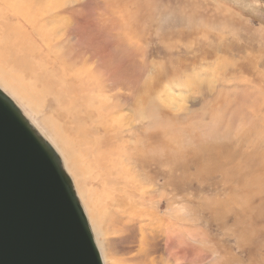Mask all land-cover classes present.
<instances>
[{
	"label": "bare ground",
	"instance_id": "obj_1",
	"mask_svg": "<svg viewBox=\"0 0 264 264\" xmlns=\"http://www.w3.org/2000/svg\"><path fill=\"white\" fill-rule=\"evenodd\" d=\"M64 1L66 0H40L33 4L30 0H0V3L6 4L14 11L11 12V17L7 14L6 19L14 21L15 17L21 20L17 22L16 28L3 23L0 27V83L18 98L27 119L38 133L44 138L47 137L52 144L47 141L57 149L55 150L58 151L66 172L74 179L72 182L74 187H77L76 193L82 206H85L92 228L98 234L95 239L99 242V237H103V223L101 211L93 204L96 201L89 187V167L92 166L111 177H108L111 186L119 188L123 185L120 189L123 201L119 206L126 215L134 217L133 221L128 220L127 225L132 222L135 224L136 219L137 224L143 223L140 226L143 254L139 259L143 264L148 263V258H145L151 256L153 246L163 245L161 236L165 235L164 232L173 234L175 242L180 239L177 249L173 248L172 251H180L178 254H183L189 250V244L194 242L200 252L199 264H211L212 261L207 262L205 257L212 258L213 246L208 245L209 241L202 229H199L196 238L191 237V241L183 239L184 236L179 233H184V230L190 233V228L195 226L200 228L199 213L207 215L224 235L234 242L235 248L226 249L223 264H264V62H220L222 68L218 66L220 71L217 72L215 66V73L211 78L214 82L211 83L205 82L195 71H178L182 69L181 64L173 65L178 70L172 75H184L187 92L185 95L179 94L183 106L174 112L162 109L163 106L157 103L154 100L156 96H153V134L149 136L150 140L153 139V171H157L158 164H166L164 169L169 174V180L166 181L168 185H179V180L186 186L195 184L201 190L196 200L198 209L185 212L183 208L179 210L174 207L169 210L170 213L164 215L160 211L161 200L154 197L153 189L150 190L151 193L153 191V204L150 207L153 210H142L144 214H153V218L143 220L144 215L140 212L129 214L127 210L128 203H131V197L127 195L129 186L144 196L146 193L143 192L138 178L143 176L144 172H139V176L134 175L135 169L138 168L132 171L134 165H129L132 160H129L125 153L123 141L124 136L136 134L137 126L132 122L137 121L138 117L143 119L148 115L146 110L140 109V102H136L131 108L133 115H122L121 111L124 109L109 107L103 91H93L90 88L96 86L102 90L103 86H106L105 81H109L113 87L122 84L119 78L121 66H114V77L110 78L105 73L106 45L98 42L93 46L92 31L87 25V28L78 31L75 29L76 35L72 34V37L83 49L78 56L72 58L71 63L63 62L64 76L60 82L58 80L50 84L52 89L44 90V94L40 91L41 87L33 93L23 78L11 76L1 66L4 57H9L10 60L14 58L20 68L30 72L31 79L38 84L42 83L41 77L38 76L40 68L37 61L44 71L48 70L47 65H52V62L36 47L33 39H40L48 51L56 52L54 41L62 25L66 24H62L58 12L53 11ZM136 6L141 9V6ZM9 26L10 28H7ZM9 36L15 38L9 39ZM91 61H98L102 65L99 75ZM65 69L71 73L67 74ZM160 70L163 73L164 68ZM50 72L56 75L59 71L54 69ZM159 80L158 78L153 83V93ZM67 83L71 84L69 91L65 87ZM58 86L65 94V97L58 94L60 102H68L67 110L70 113L76 111V117L72 120L78 125L79 132H72V138L61 131L54 117L44 114V107L48 106L50 96L54 94L53 89ZM132 89L134 95L135 86ZM97 93L100 94L96 95ZM148 100L150 101V98ZM167 104L169 105L168 102ZM202 105V111L196 113L197 108ZM88 124L91 126L90 133L84 129ZM76 145H81V150H77ZM86 163H89V166ZM174 170L179 172L176 177H172ZM114 175L117 177H113ZM149 184H153V188L159 191L155 182ZM85 185L89 188H85ZM146 187L150 189V185ZM144 203L142 202V205ZM184 213L189 220H186ZM105 216L107 217L106 214ZM108 223H114L113 217L110 216ZM119 226H115L116 229ZM102 241L104 242V239ZM229 249L238 250L239 254L231 253ZM190 264L197 262L191 260Z\"/></svg>",
	"mask_w": 264,
	"mask_h": 264
},
{
	"label": "rangeland",
	"instance_id": "obj_2",
	"mask_svg": "<svg viewBox=\"0 0 264 264\" xmlns=\"http://www.w3.org/2000/svg\"><path fill=\"white\" fill-rule=\"evenodd\" d=\"M39 1L30 0L33 4ZM136 5L141 6V9H137ZM11 12L14 11L10 7L0 3V27L3 23L16 28L17 22L21 20L15 17L14 21L13 19H6L7 14L12 16ZM53 12H58L60 21H63L61 23L66 24L62 25L57 34V39L54 41L56 52L48 51L40 39H33L36 47L42 50L43 54L52 62V65H47L48 70L43 67L45 72L37 61L38 68H40L38 76L41 77L42 83L38 84L34 79H31L29 77L30 72L20 68L15 63L14 58L10 60L9 57H4V60H1V66L11 76L23 78L33 93L41 87L40 91H43L42 94H44V90H50V84L55 81L58 82V80L61 81V77L64 76L62 73L65 68L64 63H71L72 58L78 56L83 49L72 37V34L76 35L75 29L78 31V29L88 26V29L92 31L93 46L97 45L98 42H103L106 45V75L110 78L111 76L114 77V66H121L119 78H121L122 83L120 86L113 87L109 81H105L106 86H103L102 90L100 87L97 89L96 86L90 88L93 91H103L109 107L124 109L123 112L119 110L122 115H133L130 110L136 102H140L142 106L140 109L146 110L148 115L143 119L138 117L137 121L140 122H132L137 126L136 134L124 136L123 141L125 153L129 156V160H132L129 161V165H134L133 169L131 168L132 171L136 167L138 170L141 169V171L135 169L137 173L133 171L134 175L139 176V172H141L140 174L144 172L143 176L140 175L138 178H140V186L144 189L143 192L146 193L144 196L142 193L133 191V187H128L127 195L129 194L128 196L131 197V203H128L127 207L129 214L140 212L144 215L143 220L153 218V214L142 212L146 209L147 211L153 210L150 209L153 204V191L151 193L150 190L153 189L154 197L161 200L160 211L164 215L174 207L179 210L183 208L185 212L198 209L196 200L201 190L195 184L186 186L179 180V185L170 183L168 185L166 181L169 180V174L165 172L166 164H158L157 171H153V139H149V136L153 134V96H156L154 100L160 103L163 106L162 109L167 112H174L183 106V100L179 94L185 95L187 87L184 83L183 74L172 75L175 70H178L177 67L173 66L176 64L182 65V69L178 71H195L205 82L211 83L214 82L211 78L215 73V66H217V72L220 71L218 66L222 68L220 62H230V60L238 63L264 62V0H66L62 5H57ZM13 38L15 37L9 36V39ZM79 61L81 62L80 59ZM40 63L42 65V61ZM91 65L96 68L99 75L103 68L102 65L98 61H91ZM162 67L164 68L163 73L160 70ZM54 69L58 70L60 74L58 72L56 75H52L50 71ZM157 69H159V73ZM65 71L67 74L71 73L70 70L65 69ZM158 78L160 80L158 85H155L153 93V83ZM133 86H135L136 92L134 95H132ZM65 87L69 91L71 84L67 83ZM0 89H4L6 91L3 90L4 93L16 105L18 104L17 106L23 112L20 101L12 91L5 89L1 83ZM61 89L59 86L53 89L54 94L50 96L48 106L44 107V114L54 117L53 119L57 121L61 131L72 138V132L77 134L79 132L78 125L72 120L76 117V111L70 113L67 110L68 102H60L58 94L65 97ZM103 98L105 97L103 96ZM202 108L203 105L198 107L196 113H200ZM128 112L129 114H127ZM25 116L27 117L26 114ZM148 118L150 119L148 120ZM38 122L41 123L39 119ZM42 127L44 126L42 125ZM46 127L50 126L46 125ZM84 129L90 133L91 126L88 124V126H84ZM47 130L50 129L47 128ZM48 136L50 137V135ZM45 139L49 140L47 137ZM80 147L81 145H76L77 150H81ZM86 164L89 166V163ZM89 171V187L96 201L93 204L98 206L102 212L100 214L104 224H102L103 229H101L103 230V237H99V242L96 239L99 250L102 252L104 264H143L142 260H139L143 254H141L143 247L140 232V226L143 223L137 224L135 217V224L132 222L127 225V222L133 221L134 217L131 218V216L126 215L119 206L122 205L121 202L123 201L120 194L123 185H120L119 188L111 186L112 184L108 182L109 176L105 172L101 173L94 166L89 167ZM176 173L179 172L174 170L172 177H176ZM69 175L71 176L70 173ZM113 177H117V175ZM146 177L148 178L147 182ZM71 179H73L72 176ZM153 182L159 187V191L153 188V184H149ZM147 184L150 185V189L146 187ZM89 187L85 185V188L88 189ZM115 199L116 201H114ZM102 201L104 202L102 203ZM142 202L145 203L142 205ZM83 208H85L84 204ZM184 214L186 220H189L186 213ZM110 216L114 219L113 224L108 223ZM198 217L200 218V228L195 226L190 228V233H186L185 230L184 233H179L184 236L183 239L191 241V237L196 238L199 229H202L209 241L208 245L213 246L212 258L205 257L207 262L223 264L226 249L235 248L233 240L227 238L207 215L204 214L203 216L199 213ZM115 226L119 227L116 229ZM93 232L96 237L97 232L94 230ZM164 234L161 236V239L164 240V243L163 241L161 243L163 245L153 246L151 256L145 258H148L146 264H176L177 262L190 264L191 260H196L199 264L200 252L194 242L189 244V250L183 254H178L180 251H172V249H177L180 239L175 242L173 234L167 232ZM229 252L239 254L238 250L229 249ZM243 260H246L245 255H243Z\"/></svg>",
	"mask_w": 264,
	"mask_h": 264
},
{
	"label": "water",
	"instance_id": "obj_3",
	"mask_svg": "<svg viewBox=\"0 0 264 264\" xmlns=\"http://www.w3.org/2000/svg\"><path fill=\"white\" fill-rule=\"evenodd\" d=\"M0 264H104L62 159L1 89Z\"/></svg>",
	"mask_w": 264,
	"mask_h": 264
}]
</instances>
